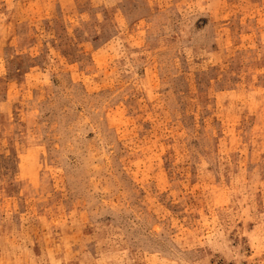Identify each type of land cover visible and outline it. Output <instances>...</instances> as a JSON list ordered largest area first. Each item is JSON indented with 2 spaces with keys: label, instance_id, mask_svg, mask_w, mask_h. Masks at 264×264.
I'll list each match as a JSON object with an SVG mask.
<instances>
[{
  "label": "rangeland",
  "instance_id": "rangeland-1",
  "mask_svg": "<svg viewBox=\"0 0 264 264\" xmlns=\"http://www.w3.org/2000/svg\"><path fill=\"white\" fill-rule=\"evenodd\" d=\"M0 264H264V0H0Z\"/></svg>",
  "mask_w": 264,
  "mask_h": 264
}]
</instances>
